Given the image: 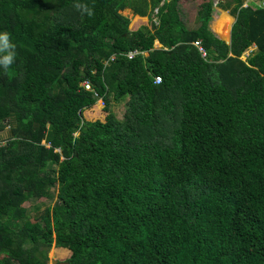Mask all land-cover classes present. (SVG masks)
Masks as SVG:
<instances>
[{"label":"trees","instance_id":"trees-1","mask_svg":"<svg viewBox=\"0 0 264 264\" xmlns=\"http://www.w3.org/2000/svg\"><path fill=\"white\" fill-rule=\"evenodd\" d=\"M162 1L0 0V264H264V6Z\"/></svg>","mask_w":264,"mask_h":264},{"label":"rangeland","instance_id":"rangeland-1","mask_svg":"<svg viewBox=\"0 0 264 264\" xmlns=\"http://www.w3.org/2000/svg\"><path fill=\"white\" fill-rule=\"evenodd\" d=\"M245 1H246L245 3H247V2L250 3L249 0H245ZM180 11H181L182 16L184 18V21L187 25H189L191 27H197L199 25V23L197 21V6H196L195 0H181ZM229 11L230 10H226V9L222 8L220 5H218V1H217L216 10L214 11V16H213V20L211 22V26L216 27L221 16L223 14H227ZM123 13L132 17L131 28H134L135 23L138 25L139 22L142 21V18L136 19V16L133 17V11L130 8H127L126 10H124ZM233 18H234V16H233ZM233 18H232V21L230 23V27L228 29V35L225 37H228L230 31L232 30V26H233L232 23L234 21ZM216 33L218 35H221L220 34L221 32L220 33L216 32ZM221 36H223V35H221ZM97 104H98V105H96L97 109H93V110H89V111L87 110V112H85V113L88 114V116H90V117H93V118L100 117L104 120L106 118V112L101 111V108L104 109V107H103L104 103H103V101L99 100V103H97ZM126 110H127L126 101H123V102H115L114 100L111 101L110 112L114 113L116 118L123 119V116L126 113ZM7 134H8L7 129L1 131L0 132V141H1V139L6 138ZM54 196H55V194H54ZM55 200H56V196L53 198L46 199L45 204L41 205V208L39 211L37 209H35V205L38 202V200L35 197L28 200L26 202V206L28 207L31 215L33 216L36 214H40L46 206L53 205ZM48 255H49V264H53L54 259L65 260L66 258L69 257L67 248L57 247L55 244H53L52 248L49 250Z\"/></svg>","mask_w":264,"mask_h":264},{"label":"clouds","instance_id":"clouds-1","mask_svg":"<svg viewBox=\"0 0 264 264\" xmlns=\"http://www.w3.org/2000/svg\"><path fill=\"white\" fill-rule=\"evenodd\" d=\"M220 1H223V0H220ZM260 1L261 0H249L250 3H248V5L252 4L253 7H263V6H259L257 4V2H260ZM245 2H244V6H245ZM235 20H236V17H235ZM234 22L232 24H234ZM230 34H231V31L229 33V36H230ZM155 47L156 48L161 47V43L159 41H156L155 42ZM254 48H256V45L253 48H251L252 50L251 49L250 50L253 51ZM15 49H16V45L11 40L10 34L7 31H0V67H2V68H8L9 66H11L15 62L16 55H17ZM135 50H139V49H135ZM139 51L140 52L138 54L144 53L142 50H139ZM248 51L249 50H247L245 52V54L243 56L244 58L247 57L246 56V53ZM154 82H155V77H154ZM156 84H159V83H156ZM96 96L98 98L97 103H99V100H101V101H103V103L105 105L104 99L101 96H99V95H96Z\"/></svg>","mask_w":264,"mask_h":264},{"label":"built area","instance_id":"built-area-1","mask_svg":"<svg viewBox=\"0 0 264 264\" xmlns=\"http://www.w3.org/2000/svg\"><path fill=\"white\" fill-rule=\"evenodd\" d=\"M164 1H165V0L162 1V4H163ZM217 1L219 2L220 0H217ZM216 3H217V2H216ZM257 4H258L259 6H264V0H261L260 2H257ZM247 5H248V2L245 3V6H247ZM158 12H159V8L157 7V8H155V10H154V18H153V19H154V22H155L156 24H159V20H158V17H157ZM194 43H195V45H197V46L199 47V49H200V51L202 52V54H203L204 56H206V55H207V52H206V50L204 49V47H203V45H202V42H201L200 40H197V41H194ZM251 50H252V49H251ZM251 50H249V51L246 53V56H248V55L250 54ZM139 52H140L139 50H133V51H131V52L129 53L130 58L134 57V56H135L136 54H138ZM161 81H162V76H160V75H156V76H155V82H156V83H160ZM83 85L85 86L86 89H88V90H93L92 84L90 83V81H89L88 79L84 80ZM95 94L98 95L97 93H95Z\"/></svg>","mask_w":264,"mask_h":264},{"label":"crops","instance_id":"crops-1","mask_svg":"<svg viewBox=\"0 0 264 264\" xmlns=\"http://www.w3.org/2000/svg\"><path fill=\"white\" fill-rule=\"evenodd\" d=\"M227 15H229V16H231L232 18H233V16L231 15V13H230V11L227 13ZM139 18H142V21L141 22H139V24H146V25H148L149 24V20H150V18H148V17H136V19H139ZM135 19V20H136ZM233 20H235V17L233 18ZM234 22V21H233ZM134 26H137V24L135 23L134 24ZM213 28H215V26L213 27Z\"/></svg>","mask_w":264,"mask_h":264},{"label":"water","instance_id":"water-1","mask_svg":"<svg viewBox=\"0 0 264 264\" xmlns=\"http://www.w3.org/2000/svg\"><path fill=\"white\" fill-rule=\"evenodd\" d=\"M234 21H235V20H234ZM224 38H225L226 40L230 41V39H231V34H230L229 37H225V36H224ZM53 264H69V261H64V260L54 259V260H53Z\"/></svg>","mask_w":264,"mask_h":264}]
</instances>
